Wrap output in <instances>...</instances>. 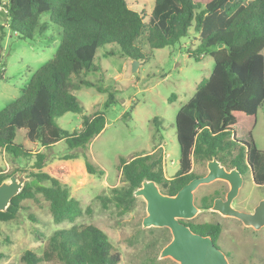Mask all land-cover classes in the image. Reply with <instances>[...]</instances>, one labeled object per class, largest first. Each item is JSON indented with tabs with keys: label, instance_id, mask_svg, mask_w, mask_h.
<instances>
[{
	"label": "trees",
	"instance_id": "obj_1",
	"mask_svg": "<svg viewBox=\"0 0 264 264\" xmlns=\"http://www.w3.org/2000/svg\"><path fill=\"white\" fill-rule=\"evenodd\" d=\"M155 0L148 22L131 10L127 0H0L5 8L9 29L20 38L33 40L47 34L55 25L59 47L47 63L34 72L13 103L0 111V150L14 159H34L31 181L26 182L5 212L0 223L14 220L24 200L40 194L49 204L55 224L69 223L49 237L41 257L27 251L25 264H117L106 234L92 225H75L83 210L59 180L44 173L49 161L46 150L59 142L70 152L62 160H74L78 150L88 149L105 126L102 112L84 115L83 106L72 94L82 87H94L82 76L98 71L94 64L100 47L116 45L122 58L144 64L155 50L174 46L186 38L191 28L199 36L197 55L208 54L214 62L208 79L198 84L195 94L175 117L179 146V170L172 178L164 176L162 156L135 155L119 159L118 170L124 187L111 189L109 201L122 213L130 210L133 193L144 181H154L161 192L174 196L192 179L193 161L215 158L227 170L252 169L254 180L264 185V152L249 140L236 135L235 129L248 131L257 125V114L264 106V0ZM47 14L48 21L41 22ZM48 38L54 39L51 34ZM222 46L220 49L219 47ZM114 103L109 94L105 108ZM66 113L82 116L78 129L69 132L56 122ZM155 121V120H154ZM36 150H31V147ZM72 152V153H71ZM158 153V154H157ZM89 174L95 170L83 152ZM11 175L0 170V184ZM201 208L211 205L204 197ZM195 232L215 238L219 225L191 227Z\"/></svg>",
	"mask_w": 264,
	"mask_h": 264
},
{
	"label": "rangeland",
	"instance_id": "obj_2",
	"mask_svg": "<svg viewBox=\"0 0 264 264\" xmlns=\"http://www.w3.org/2000/svg\"><path fill=\"white\" fill-rule=\"evenodd\" d=\"M252 0H245L248 3ZM155 0H127L129 8L144 15L148 22ZM47 14L41 22H47ZM53 35L54 39L48 38ZM60 44L58 29L49 25L45 36L33 40L20 38L7 23L6 10L0 6V111L14 102L34 72L52 59ZM199 36L193 28L186 38L174 46L155 50L149 62L140 64L132 72V62L122 58L116 45H105L97 50L94 64L98 71L82 76L94 87H82L72 92L83 106L84 115L102 112L105 126L85 151L78 150L79 158L62 160L69 154L63 142L46 150L49 161L42 171L68 189L79 201L83 214L75 225H92L103 231L119 255L117 264H178L171 258H160L162 249L171 238L167 228H143L146 202L134 197L130 210H121L109 201L111 189L124 183L118 170L119 159L129 161L135 155L160 151L164 176L172 178L179 170V146L175 133V117L179 109L195 94L199 83L209 78L214 62L208 54L197 55ZM264 55V52H263ZM109 94L114 103L105 108ZM155 120V121H154ZM82 116L66 113L56 120L65 131L72 132L81 125ZM238 137L249 140L264 152V106L257 114V125L251 131L235 129ZM36 150V147H31ZM85 153L94 169L102 175L89 174L85 168ZM72 153V152H71ZM157 153V154H158ZM34 159H14L0 150V170L3 174L20 173L25 183L32 180ZM192 172L197 176L207 173V162L193 161ZM24 183V184H25ZM229 190L224 181L200 186L195 192L196 203L208 197L211 203ZM264 198L247 176L233 206L250 211ZM16 218L0 223V264H25L23 255L29 251L41 257L48 239L59 229H68L69 223L55 224L49 204L40 194L21 203ZM184 223H212L221 227L220 240L231 255V264H264V227L254 230L233 218L223 217L211 210H199ZM44 264H59L55 260Z\"/></svg>",
	"mask_w": 264,
	"mask_h": 264
},
{
	"label": "water",
	"instance_id": "obj_3",
	"mask_svg": "<svg viewBox=\"0 0 264 264\" xmlns=\"http://www.w3.org/2000/svg\"><path fill=\"white\" fill-rule=\"evenodd\" d=\"M220 49L222 46L219 47ZM139 62H132L135 72ZM224 181L229 185L225 200H214L211 211L223 217L234 218L246 227L259 230L264 227V200L255 207L253 213H246L232 207L238 196L243 176L237 169L227 170L215 158L207 162V173L196 177L183 186L174 196L163 195L154 181H144L133 195L146 202L143 228H167L172 239L162 249L160 258H171L178 264H229L225 255L217 249L211 238L195 234L179 220H191L199 212L195 206V192L203 185ZM25 178L20 173L11 175L0 184V212H5L11 200L23 189Z\"/></svg>",
	"mask_w": 264,
	"mask_h": 264
},
{
	"label": "flooded vegetation",
	"instance_id": "obj_4",
	"mask_svg": "<svg viewBox=\"0 0 264 264\" xmlns=\"http://www.w3.org/2000/svg\"><path fill=\"white\" fill-rule=\"evenodd\" d=\"M244 165H245V167L247 168L246 170L247 171H245V173L243 174V173H241L242 174V176H243V183L245 182V179L247 178V176H249L250 177V181H251V183L253 184V186H255L256 188H258L259 190H263L264 191V185H259V184H257L256 183V181L254 180V176H253V173H252V169H251V167L248 165V163H247V161L245 160L244 161ZM229 171V170H228ZM205 175V174H204ZM204 175H202V176H204ZM199 177H201V176H199ZM243 183H242V185H243ZM242 187V186H241ZM241 189V188H240ZM161 191V190H160ZM240 191V190H239ZM163 195H167L166 193H163V192H161ZM227 193V192H226ZM167 196H171V195H167ZM225 196H226V194L223 196V197H216V198H214L213 199V201H212V203H211V205H210V207H207V208H201V204L202 203H199V204H197L196 203V199H195V206L199 209V210H204V211H209L210 209H211V207L213 206V203H214V200L215 199H217V198H220V199H222V200H225ZM235 200V199H234ZM233 200V201H234ZM261 200H264V198H262ZM260 200V201H261ZM233 201H232V207L234 208V209H236L234 206H233ZM259 201V202H260ZM259 202H258V204H259ZM257 204V205H258ZM256 205V206H257ZM255 206V207H256ZM255 207H254V209H255ZM254 209L252 210V212H250V211H245V210H239V209H236V210H239V211H243V212H246V213H253L254 212ZM216 213V212H215ZM221 215V214H220ZM222 216V215H221ZM229 218V217H228ZM234 219V218H233ZM237 220V219H236ZM237 221H239V220H237ZM179 222L181 223V224H183V225H185V226H187V227H189L190 229H191V231L193 232V233H195V234H198V235H201V236H203V237H209V238H211V240H212V242H213V244H214V246L217 248V249H219L224 255H225V257H226V259H227V261L229 262V264H231L230 263V261L232 260L231 259V255H230V253L229 252H227L226 251V249L224 248V246L221 244V240H220V234H221V227H220V225L219 224H215V225H219V227H220V232L218 233V235H216L215 236V238H212L211 236H209V235H202V234H199V233H197V232H195L191 227L192 226H197V225H203V224H212V223H192V222H187V223H184L182 220H179ZM239 222H241V221H239ZM242 223V222H241ZM253 229V228H252ZM260 230V229H259ZM171 239H172V235H171V238H170V240H168V243L171 241ZM167 243V244H168Z\"/></svg>",
	"mask_w": 264,
	"mask_h": 264
}]
</instances>
